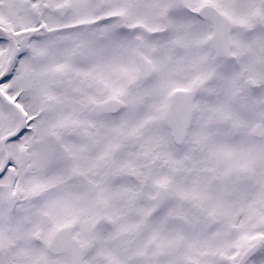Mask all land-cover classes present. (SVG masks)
<instances>
[{"label": "snow or ice", "instance_id": "obj_1", "mask_svg": "<svg viewBox=\"0 0 264 264\" xmlns=\"http://www.w3.org/2000/svg\"><path fill=\"white\" fill-rule=\"evenodd\" d=\"M0 264H264V0H0Z\"/></svg>", "mask_w": 264, "mask_h": 264}]
</instances>
